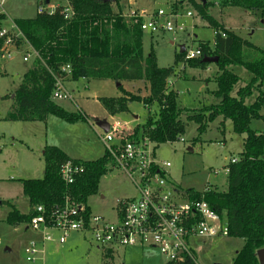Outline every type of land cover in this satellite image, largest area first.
I'll use <instances>...</instances> for the list:
<instances>
[{
    "label": "rangeland",
    "instance_id": "rangeland-1",
    "mask_svg": "<svg viewBox=\"0 0 264 264\" xmlns=\"http://www.w3.org/2000/svg\"><path fill=\"white\" fill-rule=\"evenodd\" d=\"M41 1L43 0H3L6 15L4 26L8 28L14 20L34 18ZM205 3L206 12L213 19L223 23L243 40L264 48V14L259 11L248 12L238 7L220 8L218 0H205ZM177 4L182 5L181 11L188 10L192 13V19L187 20L186 32L177 36L142 33L143 56L147 55L152 45L159 68L174 66L173 73L167 77L166 87L177 93V107L181 110L179 120L184 125V134L180 137L183 141L179 138L176 142L159 145L154 150L155 158L160 163H169L170 167L165 169V174L169 183L179 192L193 190L202 193L210 188L224 191L227 186L225 170L231 159L239 158L245 135L235 134L231 121H223L221 117L207 123L205 131L199 135L198 125L187 120V117L202 114L207 107L219 102L212 95L216 90L214 76L217 68L214 64L192 68L183 62L184 57L174 65L179 45L194 49L199 42H204L212 50V29L194 7L181 0H136L132 5L128 0H123L118 7L114 3H111V7L113 12L120 10L122 18L130 21L126 17L130 9L168 11L169 7L176 8ZM27 44L22 42L12 53L13 59L0 64V264H165V259L157 250L146 248H114V255L107 256L89 234L81 232L70 233L62 245L57 242L42 243V252L34 256L36 262L25 261V247L33 240L39 241L41 235L30 228L25 229L27 224L12 226L4 219L9 210L8 205L22 212L27 211L28 202L22 194L20 181L42 178L44 162L41 153L45 142L59 147L71 159L96 160L104 153L99 140L104 132L94 125V119L118 125L125 134L129 131L132 134L134 127L144 124L148 111L152 115L156 112L155 105L147 111L141 103L132 102L128 105V112L110 115L104 110L101 99L116 98L123 94L116 87V82L109 79H78L65 81L64 84L72 100H56L55 103L69 112L85 114L86 121L69 124L51 115L47 116L45 123L6 120L12 106L11 96L23 74L33 63V58L28 62L22 60L29 51ZM229 69L239 77L231 91V95L235 96L236 91L244 87L252 75L239 66ZM168 81L172 83L169 87ZM122 87L124 91L140 97H147L149 94L144 81L122 82ZM260 90L264 93V86ZM256 95L257 92L254 91L245 100V104L253 103ZM259 112L262 118L251 120L249 127L255 132L264 133V104ZM135 194L134 185L127 175L119 168L109 165L108 172L99 181L96 195L87 199L86 206L92 215L111 221L119 203L128 201ZM191 243L197 264H231L244 244L242 239L229 237L193 239Z\"/></svg>",
    "mask_w": 264,
    "mask_h": 264
},
{
    "label": "trees",
    "instance_id": "trees-1",
    "mask_svg": "<svg viewBox=\"0 0 264 264\" xmlns=\"http://www.w3.org/2000/svg\"><path fill=\"white\" fill-rule=\"evenodd\" d=\"M121 0H115L119 6ZM195 8L213 31L212 50L207 43L199 42L201 57L183 61L192 68H204V56L217 57V73L214 77L216 90L212 95L219 99L202 114L190 115L187 120L198 125L202 134L207 123L218 117L230 120L232 131L245 135L242 152L237 162L227 167V186L224 191L213 188L199 193L188 190L192 199H203L224 220L229 238L242 239L244 244L235 254L231 264H258L255 252L264 248V133L250 129L253 119H261L260 108L264 104V48H259L225 29L207 14V4L195 0H181ZM74 16L64 20L57 10L53 15L37 14L32 19L14 20L26 43L37 52L31 67L23 74L13 92L12 106L6 116L8 121L44 122L47 116L66 123L83 122L87 117L80 112H69L51 99L54 75L65 65L70 68V81L78 79H109L119 83L123 93L116 98H103L101 104L110 115L128 112L132 102L141 103L147 111L155 105V115L147 112L143 125L135 127L134 138L147 137L156 149L159 145L176 142L184 134V125L179 120L181 110L177 107V93L166 87L167 77L173 67L159 68L156 65L152 45L147 55L142 53V31L136 19L124 20L120 10L112 11L111 3L99 0H71ZM218 6L238 7L248 12L264 14V0H218ZM4 16H0V26ZM21 39L15 41L20 47ZM183 53H176L174 65L181 61ZM239 66L252 75L251 80L231 95L239 77L229 68ZM0 71V76H1ZM144 81L148 86L147 97L133 95L122 88V82ZM256 91L253 103L245 100ZM43 176L39 179L20 181L22 194L27 198L28 212L21 214L12 205L5 222L12 226L27 224L37 205L50 211L70 200L85 206V215L90 211L87 199L96 195L100 179L108 172L111 160L106 153L91 161L70 159L61 149L45 146L42 153ZM73 161L80 166L71 184H65L60 176V166ZM110 256V253H106ZM165 264H197L183 258Z\"/></svg>",
    "mask_w": 264,
    "mask_h": 264
},
{
    "label": "built area",
    "instance_id": "built-area-1",
    "mask_svg": "<svg viewBox=\"0 0 264 264\" xmlns=\"http://www.w3.org/2000/svg\"><path fill=\"white\" fill-rule=\"evenodd\" d=\"M181 6L177 4L176 8L169 7L168 11L130 9L126 17L138 20L140 30L150 35L161 33L177 36L188 30L187 20L192 19V13L181 11ZM57 10L64 20L74 16L71 0H43L37 5L39 15L51 16ZM0 16H4L6 21L3 0H0ZM4 20L0 26V64L13 59L17 39L25 42L14 21L7 28ZM27 46L29 51L22 57L23 62L39 57L37 52ZM183 46L184 60L201 57L199 47L189 49ZM59 71L58 75L53 76L51 99L70 100L71 96L64 85L70 75V68L65 65ZM100 141L111 165L122 170L132 181L135 197L120 202L111 221L91 213L85 215L83 204L67 199L50 211L41 205L35 206L27 228L39 233L41 239L33 240L25 247L26 262H36L34 256L42 252V243L57 242L62 245L72 232L89 234L103 251L112 252L114 248L126 247L157 250L166 263L183 258L195 261L191 243L193 239L228 236L224 220L203 199H192L187 191L179 192L169 183L165 169L170 165L156 160L154 144L147 137L136 139L130 133L125 134L118 125L112 124L109 125V131L100 136ZM180 141L183 140L180 138ZM235 162L237 159L230 161L231 164ZM80 172V166L73 161L64 162L59 170L65 184H71Z\"/></svg>",
    "mask_w": 264,
    "mask_h": 264
},
{
    "label": "water",
    "instance_id": "water-1",
    "mask_svg": "<svg viewBox=\"0 0 264 264\" xmlns=\"http://www.w3.org/2000/svg\"><path fill=\"white\" fill-rule=\"evenodd\" d=\"M99 1L104 2V3H114L115 2V0H99ZM201 1L205 3V0H201ZM170 44H173V43L171 42ZM178 50H179V53H183L184 46L179 45ZM217 61H218V58L212 57V56L211 57L204 56L201 59V63H204V64H214L215 65ZM119 85H120L119 83H116V87H118ZM11 97H13V95ZM93 122H94V125L98 127L100 130H102L104 133H107L109 131V124L105 120L94 119ZM255 256L257 258L258 264H264V248L257 250L255 252Z\"/></svg>",
    "mask_w": 264,
    "mask_h": 264
},
{
    "label": "crops",
    "instance_id": "crops-1",
    "mask_svg": "<svg viewBox=\"0 0 264 264\" xmlns=\"http://www.w3.org/2000/svg\"><path fill=\"white\" fill-rule=\"evenodd\" d=\"M123 0H121L120 1V3L122 2ZM128 2H129V4L130 5H132V4H134L135 2H136V0H128ZM125 16V15H124ZM222 25L224 26V28L225 29H228V30H230L229 28H227L223 23H222ZM234 33V32H233ZM240 37V36H239ZM215 77V76H214ZM68 81H70V80H66V82H68ZM87 81H88V79H87ZM168 83L170 84V85H168V87L169 86H171V84L172 83H170V81H168ZM121 85H122V83H121ZM123 88V87H122ZM124 89V88H123ZM168 89V88H167ZM125 90V89H124ZM168 90H170V89H168ZM71 96V95H70ZM70 100H72V98L70 99ZM85 115V114H84ZM47 119H48V117H46V119H45V121L44 122H41V123H45V122H47ZM47 124V123H46ZM135 128V127H134ZM133 128V129H134ZM132 129V130H133ZM130 132V131H129ZM128 132V133H129ZM99 140H100V136H99ZM48 144H47V142H45V144H44V146L42 147V150L44 149V147L45 146H47ZM49 146H53V145H49ZM55 147H57V146H55ZM57 148H59V147H57ZM60 149V148H59ZM62 150V149H61ZM63 151V150H62ZM64 152V151H63ZM65 153V152H64ZM42 154V153H41ZM66 154V153H65ZM67 155V154H66ZM69 157V156H68ZM70 158V157H69ZM71 159V158H70ZM74 160V159H73ZM21 214H25V213H27L28 212V208H27V211H25V212H22V211H20L19 209H17ZM24 225V224H23ZM25 229H27V227L25 226ZM37 235V234H36ZM38 236V235H37ZM39 237V236H38ZM120 249H124V248H120ZM149 250H152V249H149ZM105 252V254L107 253V252H109L110 254H111V256H113L114 255V251H104Z\"/></svg>",
    "mask_w": 264,
    "mask_h": 264
}]
</instances>
